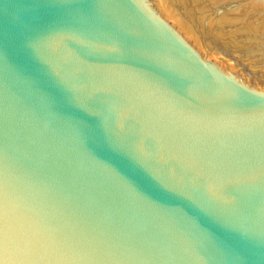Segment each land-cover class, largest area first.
Masks as SVG:
<instances>
[{
	"label": "water",
	"instance_id": "1",
	"mask_svg": "<svg viewBox=\"0 0 264 264\" xmlns=\"http://www.w3.org/2000/svg\"><path fill=\"white\" fill-rule=\"evenodd\" d=\"M0 264H264V0H0Z\"/></svg>",
	"mask_w": 264,
	"mask_h": 264
}]
</instances>
